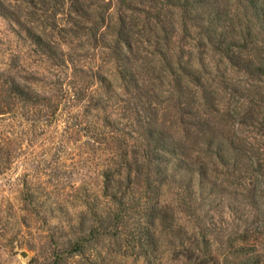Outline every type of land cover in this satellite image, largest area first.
Here are the masks:
<instances>
[{"label":"rangeland","instance_id":"obj_1","mask_svg":"<svg viewBox=\"0 0 264 264\" xmlns=\"http://www.w3.org/2000/svg\"><path fill=\"white\" fill-rule=\"evenodd\" d=\"M252 1L264 10V0ZM248 2H190L188 13L167 2L157 5L164 7L165 26L177 28L171 43L184 59L216 76L210 91L219 90L213 99L220 112L208 115L201 109V118H209L230 152L235 135L264 164V80L224 61L198 28L210 26L202 20L212 11H226L212 23L211 39L240 37L242 60L264 64V27L255 16L258 8ZM123 6L119 0H0V105L7 106L0 111V264H48L77 236L84 237V253L66 264H264V215L251 204L250 190L232 183L243 171L250 188L254 179L247 168L230 165L207 173L204 183L197 173L169 168L151 199H145L143 183L126 186L125 170L105 188L103 173L117 168L115 158L131 153L137 135L144 134L138 120L167 128L175 119L179 125L181 117L177 102L168 100L177 79L164 74L153 38L150 43L142 34L135 39L138 60L129 68L137 83L120 78L111 28L119 15L132 25L134 10L140 15L137 27L146 26L148 7L134 0ZM184 20L188 31L179 29ZM223 75L228 88L219 79ZM12 80L37 93L38 102L12 101L7 95ZM232 89L241 94L237 103ZM233 106L243 116L239 122L227 115ZM170 130L177 139L185 137L184 131ZM189 132L187 138L196 137L195 129ZM114 195L128 210L119 221L122 206ZM164 207L163 223L151 225L146 211ZM110 218L115 226L110 222L104 228L103 220ZM138 231L144 239L153 237L146 247L150 255L142 256L132 241Z\"/></svg>","mask_w":264,"mask_h":264},{"label":"trees","instance_id":"obj_2","mask_svg":"<svg viewBox=\"0 0 264 264\" xmlns=\"http://www.w3.org/2000/svg\"><path fill=\"white\" fill-rule=\"evenodd\" d=\"M119 1L123 6L127 0ZM134 1H140L143 4L147 3L148 5L146 8L147 10H144L146 15L143 12V19L147 21L146 26H143L142 28L137 27L134 21L140 19V15H138L135 10L134 13L131 10L133 13L132 25H128L125 18L119 15L117 25L114 24L111 28L113 30V37L110 48L112 49L111 53L113 54L114 61L117 63L119 68L120 78L127 83L129 81H132L135 84L137 83L133 71L129 68L132 60H135V62L138 60V57H135V39L137 36L142 34L147 38L146 43H150V39L153 38L155 40V52L164 64L162 66V70L167 71V74H164L167 77H175L177 79L176 86L174 85L173 90L169 92L168 100H175V102H177L181 117L178 121L179 125H177V119H175L167 128H158V126L154 127L150 124V122H148L147 118L146 120L144 118L138 120L137 124H140L142 127L141 132H144V134H141V136L137 135L135 141L138 142V145L133 146L131 153L127 152L121 154L120 159L119 157L115 158V160H118L117 168H109L103 173V179L106 184L105 188L109 189L114 182L115 175L121 177L122 170H125V180L127 181L126 186L128 187L132 184L139 185L140 183H143L142 186L145 187L146 192L145 199H151L150 193L153 194L154 190L162 186L164 177H166L164 172L169 168L185 171V173L188 171L192 174L197 173L201 181H203L202 183H204L205 179H207V173L214 174V172L220 171L225 167L232 165L234 168H247L246 170L250 171L249 173L245 172L247 176L251 174V177L254 179L250 184V188H246L247 185L244 183V178L246 176L243 175V171L236 175V178L232 180V183L250 190V195L248 197L251 199V204L254 205L257 212L264 215V208L262 207L264 203V189L262 188L264 180V164L263 162H260L258 158L259 153L257 151H252V147L250 145L246 144L243 140L236 138L235 135L229 142L232 149V152H230L229 148L226 147L227 142L219 140V137L215 135V131L212 130L213 128L210 127V123H208L209 118H201L200 114L202 113V110H205L208 115H210L208 111L211 110L214 114L220 112L218 103L213 99V96L218 94L219 90L215 92H213L214 90L210 91L212 85L217 82L216 76L211 73L210 75L203 74L204 72L202 70L200 72L199 66H195L191 59H184L181 51L179 50L180 47H175L174 44L171 43L176 35L177 28H174L173 25L169 27L165 26L167 23V16L165 15L163 19V12H161L164 7H158L157 5L160 1L162 3L167 2L170 3L169 5H172L173 8H181L183 13H188V8L192 9L194 4L200 6L204 0H175V2H171L172 0ZM190 2H193V5ZM248 3L252 5L253 9L258 8L259 10L257 4H255L256 1L249 0ZM258 10L256 11L255 16L257 20H259L261 26L264 27L263 7L260 8L259 11ZM167 13L173 17L171 11L167 10L166 14ZM224 16L226 17V11H212L211 14L206 17L207 20H202L205 21L204 23H209L210 26H207L208 28H204L201 24H199L198 28L201 29L202 35H206L208 45L214 49V52L221 55L222 59L227 61L228 64L241 68L245 73L250 75L251 78L264 80V64L246 62L240 57V37L231 38L230 41L223 38V36L217 40L211 39L215 32V28H213L212 23L215 21L219 23ZM179 29L188 31L185 20L181 22ZM239 35L244 38L242 31H240ZM159 41L160 44H158ZM161 42L164 43L161 44ZM38 46L43 49H48L49 47L46 45L44 46L47 48L44 47L41 41L38 42ZM131 55L132 58L129 57ZM153 55L155 56V54ZM173 60L176 63H174ZM219 79H223L222 84L224 85V88H228L230 80L226 77V75L219 77ZM177 89H179V91ZM206 94L209 95L208 97L211 96V98H209L210 100ZM230 94L237 103L241 97L239 90L232 89ZM7 95L12 101L19 100L24 103L28 102L33 104H36L38 102L37 99L40 97L37 93L24 89L14 80H12L8 86ZM6 107L7 106L1 104L0 111L5 112ZM188 115L191 119L186 118ZM227 115L230 118H237V121L238 119H243L240 109L236 106L229 108L227 110ZM186 119L188 121H186ZM242 123L244 122L242 121ZM170 129H172V131L173 129H176L175 133H178V131L186 132L184 135L185 137L177 139L176 136L172 135L173 133L170 132ZM191 129H195L196 132V137L193 139L187 138ZM179 155H183L182 158ZM157 175L160 177L155 180L154 177ZM214 178L215 180L218 179L216 176H214ZM221 181L224 182V180ZM114 200L119 202L118 206H122L116 216L119 221L126 215L125 213L128 210L124 209L125 207H123V203L117 199V195H114L113 201ZM155 211L157 213L153 211L148 213V210L146 211V216L149 218L151 225L157 221H159V223H163V219H165L164 213L166 211V207L156 209ZM115 218L103 220V227L106 228L110 222H113V225L111 226L114 227ZM161 225L163 226V224H160V226ZM103 235H106V232ZM141 235H143V233H140V231L135 232L132 237V241L136 240L135 243H137L143 251L141 253L142 256H146L147 254L150 255V252L146 251V247H148L150 243L152 244L149 240L153 239V237H150V239H144ZM129 243H131V241ZM84 249V237L77 236L74 238L72 244H70L69 249L55 252L52 255L51 262L48 264H66L70 257L83 255Z\"/></svg>","mask_w":264,"mask_h":264},{"label":"water","instance_id":"obj_3","mask_svg":"<svg viewBox=\"0 0 264 264\" xmlns=\"http://www.w3.org/2000/svg\"><path fill=\"white\" fill-rule=\"evenodd\" d=\"M21 256H22L23 258H25V257H26V253L22 252V253H21Z\"/></svg>","mask_w":264,"mask_h":264}]
</instances>
